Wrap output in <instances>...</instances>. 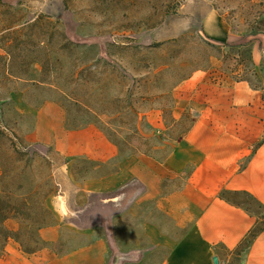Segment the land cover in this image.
Segmentation results:
<instances>
[{
    "label": "rangeland",
    "instance_id": "1",
    "mask_svg": "<svg viewBox=\"0 0 264 264\" xmlns=\"http://www.w3.org/2000/svg\"><path fill=\"white\" fill-rule=\"evenodd\" d=\"M211 9L234 45L204 31ZM249 10L245 0H0V81L5 69L46 80L0 85L28 175L38 181L50 172L54 180L47 204L55 216L41 230L39 251L62 254L104 238L109 264L164 261L193 220L173 216L166 199L139 200L143 184L128 167L107 189H97V180L134 154L164 158L198 115L193 94L201 80H248L264 93V31L252 27ZM48 102L64 109L68 127L98 128L120 155L109 162L71 157L32 139L37 111ZM184 182L166 178L164 196ZM226 195L264 225V207L252 195ZM61 203L67 216L56 210ZM50 230L56 240L47 239Z\"/></svg>",
    "mask_w": 264,
    "mask_h": 264
},
{
    "label": "crops",
    "instance_id": "2",
    "mask_svg": "<svg viewBox=\"0 0 264 264\" xmlns=\"http://www.w3.org/2000/svg\"><path fill=\"white\" fill-rule=\"evenodd\" d=\"M215 11L209 10L203 27L205 20L214 16L211 29L224 42L230 38V31L222 26L221 15ZM193 98L202 105L198 115L164 158L134 154L121 161L113 175L96 183L97 189H107L128 167L143 184L139 200L166 199L173 216L193 220L161 264H214L215 255L225 264L215 246L234 248L259 218L242 204L228 200L226 194L246 193L264 206L263 92L246 80L203 79L196 83ZM31 138L53 143L71 157L109 162L120 155L119 147L95 126L68 127L64 109L55 102L37 111ZM168 177H181L185 182L181 190L165 197L164 180ZM52 233L48 232V240H56ZM108 254L109 244L104 238L62 254L42 250L28 255L12 242L0 264H109ZM246 264H264V230L249 249Z\"/></svg>",
    "mask_w": 264,
    "mask_h": 264
},
{
    "label": "trees",
    "instance_id": "3",
    "mask_svg": "<svg viewBox=\"0 0 264 264\" xmlns=\"http://www.w3.org/2000/svg\"><path fill=\"white\" fill-rule=\"evenodd\" d=\"M245 2L248 3L250 9L247 15L252 27L258 31H264V0H245ZM222 44L234 45L229 44L228 41ZM20 79L34 84L36 81H46L26 71L19 74L5 69L0 85L4 89H9L10 83L18 82ZM9 105L8 99H0V182L2 186L0 191V260L5 257L7 247L12 242L17 243L19 248L28 255L40 252L39 249L44 244L40 236L41 230L51 225L55 216L47 204V199L54 192L55 187L52 173H43L38 181L28 175L23 159L24 153L18 149L11 137L15 131L5 120L6 111L10 110ZM24 110L21 107V111ZM226 198L230 200L228 196ZM261 220L259 216L256 226L234 248H229L224 244L215 246L216 252L222 258L226 255L224 251L231 254V261L225 264H246L249 249L258 234L264 230Z\"/></svg>",
    "mask_w": 264,
    "mask_h": 264
},
{
    "label": "bare ground",
    "instance_id": "4",
    "mask_svg": "<svg viewBox=\"0 0 264 264\" xmlns=\"http://www.w3.org/2000/svg\"><path fill=\"white\" fill-rule=\"evenodd\" d=\"M217 11H215V13H216ZM215 13H213V15L215 14ZM213 17L214 16H212V15H210L206 20H205V22H204V30L205 31H207L206 33H208V35L210 36V37H213V38H215V39H221L222 37H221V35L219 34V33H217V32H214L212 29H211V26H212V23H213ZM253 54H254V58H259V56H260V52H259V50H254L253 51Z\"/></svg>",
    "mask_w": 264,
    "mask_h": 264
},
{
    "label": "clouds",
    "instance_id": "5",
    "mask_svg": "<svg viewBox=\"0 0 264 264\" xmlns=\"http://www.w3.org/2000/svg\"><path fill=\"white\" fill-rule=\"evenodd\" d=\"M56 210L58 211V213L61 215V216H67L69 214V211L68 209L65 207V205L63 203H61L59 205V207L56 208Z\"/></svg>",
    "mask_w": 264,
    "mask_h": 264
},
{
    "label": "water",
    "instance_id": "6",
    "mask_svg": "<svg viewBox=\"0 0 264 264\" xmlns=\"http://www.w3.org/2000/svg\"><path fill=\"white\" fill-rule=\"evenodd\" d=\"M213 260H214V264H220V260L217 255L214 256Z\"/></svg>",
    "mask_w": 264,
    "mask_h": 264
}]
</instances>
